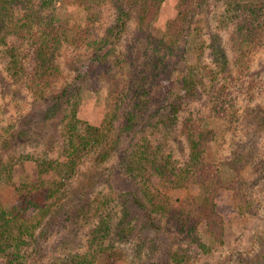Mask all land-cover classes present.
I'll return each mask as SVG.
<instances>
[{
    "label": "trees",
    "instance_id": "trees-1",
    "mask_svg": "<svg viewBox=\"0 0 264 264\" xmlns=\"http://www.w3.org/2000/svg\"><path fill=\"white\" fill-rule=\"evenodd\" d=\"M167 6L172 15L157 35L155 23ZM109 10L113 20L104 34V14ZM210 13L218 17L217 27L226 30L232 48L216 36L212 54L219 70L205 63L202 38L206 28H212ZM128 36L134 37L128 40ZM190 36L198 40L193 54L200 65L205 64L197 63L180 76V67L192 51L182 49V41ZM122 42L127 44L124 53L119 48ZM142 43H148L157 56L156 68L147 86L141 80L149 88L135 89L132 95L131 82L139 84ZM83 44L92 48L90 59L109 85L99 124L88 119L86 97L65 67L73 48ZM263 54L264 0H0V183L14 185L19 200L11 211L0 206V264H32L39 241L49 238L48 229L68 230L71 220L61 222L65 189L79 169L78 162L89 161L100 151L103 160L118 158L127 170L125 180L141 186L144 199L135 195V204L146 215L150 230L172 234L174 243L166 252L154 239L135 237L134 222L116 219L108 207L87 228L86 250L67 252L55 264L116 260L188 264L213 253L214 244L223 241L226 232L219 209L221 193H231L242 213L253 207L256 186L226 154L225 143L228 134L249 133L256 125L259 133L264 127V107L259 104L264 83L259 80L255 86L249 77L252 64ZM232 62L240 65L239 79L232 78ZM237 81L241 83L232 84ZM11 82L22 90L10 94L6 85ZM21 92L36 101L54 99L57 105H67L69 153L62 160L40 162L39 156L20 151L21 131L36 112L30 115L32 111L19 108L15 118L9 116L5 102ZM122 118L127 125L122 123L111 138ZM25 161L37 164L36 182L16 181L15 166ZM57 171L58 182L53 178ZM192 188L199 190L197 196L186 194Z\"/></svg>",
    "mask_w": 264,
    "mask_h": 264
},
{
    "label": "rangeland",
    "instance_id": "rangeland-1",
    "mask_svg": "<svg viewBox=\"0 0 264 264\" xmlns=\"http://www.w3.org/2000/svg\"><path fill=\"white\" fill-rule=\"evenodd\" d=\"M170 8V6H167L162 17L157 18L155 23L156 31H154L157 35L162 33L165 28L163 24L172 15ZM207 18L212 22V28H206V33L202 38V40L206 41L205 63L219 70V65L217 66L218 62L212 54L215 48L216 36H220L230 46L229 39L226 30H221L217 27L219 21L216 15L210 13L207 15ZM104 19L105 23L102 30L104 34H107L113 20L111 10L106 11ZM133 37L128 36V40H132ZM194 39L195 36L183 39L182 49L188 47L192 50L195 43L198 42V40L195 42ZM123 42L119 46L121 53L126 52L127 49V44ZM139 48V73L136 77V82L139 81V84L138 82L136 84L133 81L131 82L133 88L132 95L136 94L135 89L144 91L146 88H149L146 86L153 76L152 74L155 71L157 62L155 60L157 56L150 49L148 43H142L139 45ZM91 52L92 48L85 44L73 48L70 57L65 62V67L67 68V72L68 70L71 72L73 81L76 80L77 86L80 87V90L86 97V108L89 110L88 119L95 124H99L102 120L104 102L109 93V85L106 79L103 78L101 69L90 59ZM193 52L195 51H190L187 59L185 58L183 61L180 67V76H184L197 63L200 65ZM252 65L253 70L250 71L249 77L253 78V84L256 86L259 80L264 83V54ZM239 67L240 65L234 62L231 63L230 71L232 78L236 77V79H239L241 77ZM143 78L146 86L141 85ZM240 83L241 81L232 82V84ZM173 84H175V88H178L176 83ZM6 87L10 94L22 90L20 84L16 85L12 82L7 83ZM163 90L165 93L168 92V83L165 87L163 86ZM133 99L137 102L135 98ZM134 100L132 104L135 103ZM5 103L9 116L15 118L19 114V108L24 113L32 111L30 115L36 112L29 126L21 131L20 140L22 144L20 143L19 146L20 151L39 156L40 162L48 158L54 159L56 162L57 160H62V155L69 153L66 145L68 139L66 123L70 110L67 108V105H57L54 99L36 101L35 97L22 92L21 94L11 95ZM259 104L264 107V94ZM125 115L126 113H124ZM125 120L126 118H122L115 123L111 138L114 137L115 139V134L122 127V123L125 126ZM257 127L258 125L249 133L245 131L238 136L228 134L226 137L228 140L225 143L226 154L232 156L230 158L233 159H236L237 156L239 157L236 160L234 159V161L238 162V167L241 169L245 179L250 184L256 186L251 201L252 210L249 213L238 211L236 206L239 205V201L236 202L231 193L223 191L219 197V209L226 219L224 240L214 244L215 249L213 253H208L197 259H191L188 261V264H264V127H262V131L259 133L257 132ZM141 128V126H138L136 129ZM102 154H104V151L98 152L92 159H88L89 161L85 162V160L81 159L78 162L79 169L78 171H74L72 182L65 189L68 192L61 201V205L65 206L61 212V222L71 220L67 223L69 226L68 230L63 231L64 229H61V232L55 231V226L48 229L47 236L49 238L45 237L39 241V252L32 256V264H55V259L63 257L67 252L85 251V232L87 228L93 225L94 223L92 222L97 217L99 218L100 214L106 211L108 207H110V211L115 215L116 219L123 218L125 221L134 222L136 226L135 237L140 235L147 236L154 239L164 251H170L169 249L174 243L173 235L166 231H162L163 233L160 235L156 230H150L151 227L148 225L146 215L135 204V195L141 200L144 199V191L141 189V186L137 184H132V186L125 180L127 179V170L118 158L114 157L110 160H103ZM15 178H17L16 181L21 183L29 180L36 182L39 178L37 164L34 161H25L22 164H17L15 166ZM53 178L58 182V171L53 174ZM230 180L231 178L228 177L227 183ZM130 191L132 193L129 195L127 193L121 194ZM168 192L174 196L180 195L178 192ZM198 193V189L192 188L186 194L197 196ZM18 205V193L14 185L6 181L1 182L0 206L2 209L11 211ZM126 210L130 212V215L126 213ZM109 264H128V261L116 260L109 262Z\"/></svg>",
    "mask_w": 264,
    "mask_h": 264
}]
</instances>
